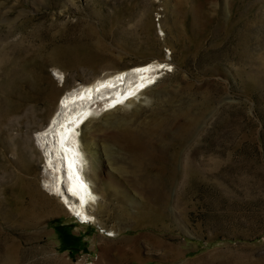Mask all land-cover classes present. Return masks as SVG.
<instances>
[{
	"label": "rangeland",
	"instance_id": "374dc122",
	"mask_svg": "<svg viewBox=\"0 0 264 264\" xmlns=\"http://www.w3.org/2000/svg\"><path fill=\"white\" fill-rule=\"evenodd\" d=\"M153 60L83 128L97 221H78L33 135L65 91ZM85 261L264 264V0H0V264Z\"/></svg>",
	"mask_w": 264,
	"mask_h": 264
},
{
	"label": "bare ground",
	"instance_id": "6f19581e",
	"mask_svg": "<svg viewBox=\"0 0 264 264\" xmlns=\"http://www.w3.org/2000/svg\"><path fill=\"white\" fill-rule=\"evenodd\" d=\"M161 65L164 66L163 62L153 60L99 76L91 82L83 83L80 88H72L71 92L63 94L59 99L58 108L49 123L35 133L37 146L43 148V151L40 149L42 154H47L44 158L47 174L44 187L57 195L65 208L71 214L78 215L81 222L97 221L95 214L90 211L91 205L97 199V193L88 174L89 159L83 142L84 126L92 118L140 98L161 75ZM121 82H124L123 85L116 86ZM62 167L67 174L65 187L71 195L78 198L76 201L69 198L61 186ZM80 264L95 263L85 261Z\"/></svg>",
	"mask_w": 264,
	"mask_h": 264
},
{
	"label": "trees",
	"instance_id": "16d2710c",
	"mask_svg": "<svg viewBox=\"0 0 264 264\" xmlns=\"http://www.w3.org/2000/svg\"><path fill=\"white\" fill-rule=\"evenodd\" d=\"M69 227L66 226H58L57 230L60 233L62 240L64 241V246L66 248L71 249L72 253H75L74 251H78L80 250V245L82 242L81 237H78L76 235H72L71 231L69 230ZM85 244V243H84ZM86 248V245L84 246L83 249Z\"/></svg>",
	"mask_w": 264,
	"mask_h": 264
},
{
	"label": "water",
	"instance_id": "95a60500",
	"mask_svg": "<svg viewBox=\"0 0 264 264\" xmlns=\"http://www.w3.org/2000/svg\"><path fill=\"white\" fill-rule=\"evenodd\" d=\"M135 67V66H134ZM103 76V75H102ZM123 83L124 82H121V83H119V84H117L116 86H120V85H123ZM83 83H80V84H78V85H76L75 87H77V88H80V86L82 85ZM74 88V87H73ZM75 89V88H74ZM72 90H68V91H65L63 94L65 95L66 93H69V92H71ZM106 98H109V97H106ZM101 100V99H100ZM34 136V140L36 139L35 137H36V134H34L33 135ZM39 147H40V149H42V151H43V148H41V146L40 145H38ZM43 153V152H42ZM52 153V152H51ZM53 154V153H52ZM43 155V158H46L47 157V154L45 155V154H42ZM44 165H42V167H43ZM55 167H57L56 165H55ZM61 171H62V175H63V181H62V183H61V186H62V188L65 190V194L69 197V198H71V199H73V201H76V200H78V198L77 197H75V196H73V195H71L68 191H67V189H66V187H65V179L67 178V174H65V172H66V169H64V167H62L61 168ZM78 221H80L79 220V217H78V215H74V214H72Z\"/></svg>",
	"mask_w": 264,
	"mask_h": 264
},
{
	"label": "snow or ice",
	"instance_id": "6c2138e0",
	"mask_svg": "<svg viewBox=\"0 0 264 264\" xmlns=\"http://www.w3.org/2000/svg\"><path fill=\"white\" fill-rule=\"evenodd\" d=\"M161 67H163V65H161ZM137 71H142V70H140V69H137Z\"/></svg>",
	"mask_w": 264,
	"mask_h": 264
}]
</instances>
